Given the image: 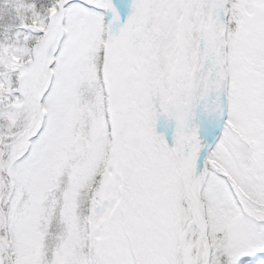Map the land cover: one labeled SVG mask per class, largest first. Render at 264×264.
Returning a JSON list of instances; mask_svg holds the SVG:
<instances>
[{"label": "snow or ice", "instance_id": "6c2138e0", "mask_svg": "<svg viewBox=\"0 0 264 264\" xmlns=\"http://www.w3.org/2000/svg\"><path fill=\"white\" fill-rule=\"evenodd\" d=\"M0 264H264V0H0Z\"/></svg>", "mask_w": 264, "mask_h": 264}]
</instances>
